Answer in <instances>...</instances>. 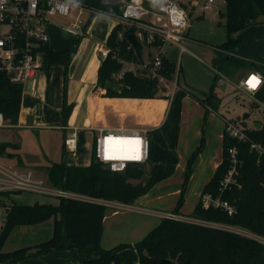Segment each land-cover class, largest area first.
<instances>
[{"label":"trees","instance_id":"obj_1","mask_svg":"<svg viewBox=\"0 0 264 264\" xmlns=\"http://www.w3.org/2000/svg\"><path fill=\"white\" fill-rule=\"evenodd\" d=\"M76 4L113 16H119L123 11L121 4L102 0H76ZM226 5V12L220 13V17L225 19L227 41L218 48L230 52L242 43L236 37L238 33L264 21V0H226ZM96 16L97 14L92 15L90 21ZM121 33H124L123 38ZM132 33H135L134 28L116 25L108 37L107 46L112 51H118L119 56L126 61L143 63V45L139 41L136 44L129 42L128 35ZM161 45L162 42L157 41L152 46L159 48ZM76 50L58 52L47 46L44 49L45 69L54 64L62 65L66 78ZM148 55L151 57L152 53ZM121 67L112 56L104 61L99 69L97 88L104 89L112 81V75ZM181 72L182 68L178 70L175 60L163 56L162 73L169 80L175 79L177 74L179 80ZM122 83L124 88L121 91L107 90L101 101L103 104H115L122 109L139 111L143 122L160 124L147 131V162L129 163L125 171L114 172L96 158L94 145L92 161L87 167L68 166L65 161L51 163L46 169L52 187L96 200L134 204L156 184L172 177L178 167V145L185 97L191 96L217 113L221 101L216 93L218 76L205 98L197 97L179 86L171 102L169 98L159 95L157 80L148 76L135 75L130 71ZM23 93V86L12 83L0 73V113L11 126L19 123ZM257 97L264 101V86ZM253 105L258 107L255 103ZM73 110L74 105L68 103L65 88L62 109L65 126H68ZM207 115L208 111L205 123ZM246 119L247 116L242 121L235 120V123L244 127ZM261 124L260 128L253 126L248 129L247 133L253 141L264 146V123ZM204 145L203 139L188 161L182 197L173 214L178 215L184 204V194L193 164L202 153ZM9 147L13 146L8 143L0 144L2 155L6 154ZM234 147L238 149L242 161L239 166L238 185L232 186L222 198L237 208V214L229 216L221 209L206 206L200 199L191 218L239 228L264 238V161L258 164L257 156L251 151L249 144L239 143L224 133L222 162L202 194H221V182L230 169L228 151ZM63 148L66 151L65 146ZM18 192L21 191H0V211H4L0 229V264H18L56 250H76L93 254V259L82 264H125L123 251L129 248L137 251L140 264H264V243L229 230L176 219H164L134 246L121 244L106 250L102 247V237L107 206L66 198H58L57 205H24L11 200V196ZM50 220H53V235L49 240L10 252L4 251L17 228L37 226Z\"/></svg>","mask_w":264,"mask_h":264},{"label":"built area","instance_id":"obj_2","mask_svg":"<svg viewBox=\"0 0 264 264\" xmlns=\"http://www.w3.org/2000/svg\"><path fill=\"white\" fill-rule=\"evenodd\" d=\"M106 3L121 4L122 14L116 16L118 24L126 28H134L136 40L150 47L161 41L163 47L165 44H172L180 47L181 43L186 40V32L189 25L188 7L194 8L199 5V0H102ZM215 4V0H204V9L209 10ZM106 14L107 12H97L90 8L68 0H0V73L4 74L15 84L24 87L25 83L35 79L39 73L45 69L44 49L50 47L49 26L52 24L51 18L75 16V22L69 27H63L70 33L86 39L88 29L91 25L92 15ZM83 16L87 19H83ZM131 35V34H129ZM121 38L124 33L120 34ZM131 48V47H129ZM154 48V47H153ZM157 48V47H155ZM102 63L112 56L113 60H118L122 65L121 69L112 75L113 83L124 88L123 80L128 72L135 75L148 76L157 80L159 95L172 101L176 91L179 89L178 74L173 80H169L163 73V55L157 50L151 55L150 60L143 63L129 62L121 58L118 51H112L106 43L99 44L98 47ZM180 67L178 66V70ZM219 76L222 77L221 73ZM256 77L259 84L252 88L248 81L251 77ZM223 78V77H222ZM224 84V79L219 80V85ZM264 86V76L261 73H250L239 85L238 89L246 93L253 103L262 111L264 115V101L260 100L257 95ZM105 94L106 89H101ZM224 133L239 143L250 145L251 151L257 156L258 164L264 161V146L253 141L247 133L251 129L235 121L223 118ZM255 126V125H254ZM262 126V124H261ZM13 127L0 113V129ZM65 132L64 146L66 151L73 156L77 153V130L69 126L62 127ZM99 134L95 137V155L103 164L107 165L114 172H123L129 163L144 164L148 160L149 140L145 129H100ZM125 136L137 138L138 146L142 158L140 161H128L116 159L107 156L106 140L111 137ZM0 149V158H2ZM230 169L221 182L220 195L214 196L210 193L201 195V201L208 207L221 209L229 216L237 214V208L230 202L224 200L222 195L230 190L232 186L238 185V176L240 175L239 166L242 161L239 157V151L236 147L228 151ZM0 191H21L31 192L42 195L54 196L57 198L75 199L87 202H100L98 200L77 195L56 189L41 179H35L31 172L4 166L0 164ZM103 202V201H102ZM102 202H100L102 204ZM104 203V202H103ZM3 216L0 214V219ZM165 219L183 220L176 214L169 213ZM203 225L214 226L217 228L229 230L240 235L256 239L255 235L233 227L216 225L203 222ZM201 224V223H200ZM233 228L235 231L230 230ZM257 237V236H255ZM259 241V240H258ZM261 242V241H260ZM263 243V242H262Z\"/></svg>","mask_w":264,"mask_h":264},{"label":"crops","instance_id":"obj_3","mask_svg":"<svg viewBox=\"0 0 264 264\" xmlns=\"http://www.w3.org/2000/svg\"><path fill=\"white\" fill-rule=\"evenodd\" d=\"M98 15L95 17L97 18ZM96 20V19H95ZM93 25V26H92ZM118 25L116 20V16L101 14V17L98 18L97 22H91V25L88 29V36L86 39H83L79 42V45L76 47V54L71 62V65L68 70L67 77L63 79L64 90H67V100L69 104L74 105V110L69 119L68 126L72 129L77 130V138L79 140H83L81 137V131H93L98 132L100 129H130L135 128L131 126V124H126L123 121H119L115 116L117 122L113 123L115 126H107L100 125L98 127H83L85 129H81L76 126V117L78 114H81L84 106L87 105L88 109L93 108V114L95 115V108H100L103 110L105 107H110L111 109H116L120 113L130 114L135 113V111L122 109L118 105L115 104H103L101 101V97L104 93L100 88H97L98 77H99V69L102 65V60L100 57V53L98 50L99 44L106 43L108 37L111 32ZM94 27V28H92ZM257 29V32L250 33V29ZM190 27L186 32V40L184 42H190ZM264 29V21L253 26L248 27L247 29L241 31L236 35L237 38L242 40V43L236 47L234 50L228 52L237 62L235 64L236 69L231 75L236 72H239L240 75L237 76L238 83L236 84V89H238L240 83L253 72L261 73L264 76V64L256 63V61L247 62H239L238 58H243L246 61H250L252 59L244 58V56L238 54L236 51H240L243 46L248 43V40L251 39V36L256 34V38L262 37L260 34V30ZM79 40V38H78ZM181 43L180 47L165 44L161 48H153V50L145 51L144 50V62L150 60L148 58V54L152 53L154 55L157 50H160L163 56H167L168 58L173 57L172 59L178 60V55L181 57V54L184 52L189 53V48L185 47ZM206 43V42H205ZM208 44V43H206ZM257 51L258 54H261L264 58V43L257 42ZM216 46L217 51H221L224 53L225 51L220 50ZM51 47V46H50ZM52 48V47H51ZM244 48V47H243ZM53 49V48H52ZM66 50H72L71 48L65 47ZM179 49V51H178ZM219 49V50H218ZM54 50V49H53ZM56 51V50H55ZM60 51V50H59ZM58 51V52H59ZM63 51V50H62ZM65 51V50H64ZM241 52L243 54H249L245 49ZM253 56V55H251ZM254 60V59H253ZM256 60V59H255ZM177 66L180 69H183V60ZM46 69L42 70L39 75L26 83L27 89H25L26 85H24V93H23V102L19 117L18 125L12 128L24 129L26 131L32 132L31 130H36L39 132H47L52 131L50 129L56 128L58 130H62L64 127L63 123V101H64V90H57L55 93L50 94L48 92V84L50 82L49 73L45 72ZM240 70V71H238ZM221 73V72H220ZM222 79L225 82H228L229 75L221 74ZM230 75V76H231ZM178 76V75H177ZM218 76V85L219 78H221L217 72L215 73V77ZM214 77V78H215ZM230 82V81H229ZM188 84V83H186ZM214 85V84H213ZM211 85L206 91L207 95L212 86ZM225 85V83L223 84ZM180 86V85H179ZM221 86V85H219ZM181 88L189 90L186 86H180ZM195 89V88H194ZM196 90V89H195ZM220 98V97H218ZM115 106V107H114ZM208 111L206 123L205 116ZM104 116L103 113H101ZM113 115V112H112ZM224 116L218 111H214L213 109L202 105L200 102L195 100L191 96L185 97L183 100V108H182V118H181V130L179 135V145H178V154L180 164L174 173V175L158 184H156L146 195L139 198L132 205H124L117 202H107L103 200H99L100 202H104L107 208L106 216L104 219V229H103V237H102V247L106 250L112 249L121 244H129L134 246L142 239H144L149 232L158 227L162 221L165 219L166 215L169 213H173L177 208L178 202L182 197L183 193V180L185 171V166L188 158L199 148L202 139L205 140V145L202 153L197 157L193 164L192 174L188 185L186 187V200L184 194V204L182 205L180 212L178 214L179 217L183 219H187V217H191L196 206L200 202L201 195L205 186L211 181L213 178L217 168L222 162L223 157V138H224V124L223 118ZM75 122V123H74ZM106 124V121H103ZM153 125L148 127L155 128L160 126V124L147 122ZM122 125V126H121ZM9 129V128H7ZM138 129V128H136ZM4 130V129H3ZM63 144L65 139V132L63 133ZM97 134V135H98ZM95 135V137L97 136ZM214 135L216 141V148H213L212 145V137ZM21 139L19 137H9L7 140H1L0 144H11L13 147H9L6 150V154L0 158V164L4 166H10L14 168H19L21 170L31 172L35 179H41L44 181H48L47 167L51 164L37 163L36 168L32 169L30 167H26L23 163L22 157L19 155L18 148L21 147V144L26 141L34 142L35 139L31 137H23ZM45 139V138H44ZM44 139H41L46 145L48 142ZM87 140V142H86ZM90 136H85V142L81 145L83 150H87V144L89 143ZM200 142V143H199ZM190 157V158H191ZM189 161V160H188ZM58 162V161H57ZM188 165V162H187ZM186 175V174H185ZM47 179H46V178ZM193 200V201H192ZM102 202V203H103ZM193 203V204H192ZM108 204V205H107ZM192 204L189 209V205ZM127 217H133L134 221H126ZM192 219V218H188ZM122 228H125L124 231H127V234L131 232H135L138 234L135 238L137 239H129L127 235L122 234ZM134 251V252H132ZM132 253L136 256H132ZM124 259L128 261H132L133 264L139 263V255L136 250L126 249L123 251ZM94 258V257H93ZM92 258V259H93ZM90 260V259H88ZM28 261V260H25ZM31 263L37 264V260H30ZM19 264H28V262L21 261ZM40 264H55L54 260H40Z\"/></svg>","mask_w":264,"mask_h":264},{"label":"rangeland","instance_id":"obj_4","mask_svg":"<svg viewBox=\"0 0 264 264\" xmlns=\"http://www.w3.org/2000/svg\"><path fill=\"white\" fill-rule=\"evenodd\" d=\"M203 4L204 0H199V5L197 7L194 8L193 6H191L187 8L189 13V25L191 28L190 42H184L183 45L189 48L190 52H183L181 54V57L178 55L177 61L176 59H174L177 65L181 63V60H183V69L179 77V85L186 86L189 91H191V93L195 94L197 97L205 98L207 96L205 92H208L209 87L215 82V73L217 74V72H221V74L223 73L225 75H229V78L227 79H229L230 82L224 81L225 85L221 86H219L218 83L216 84V93L221 99L218 111L224 116L223 118H227L231 121H242V119L247 116L245 124L249 128L254 126L256 123H264V115L262 111L258 107H255L253 105V101L248 95H246V93L239 89H236V84L234 83H238L237 76L240 75V73L236 72L233 75H231V73H233L236 69L235 64H237V62L235 60L237 59H234L231 55L228 54V52L221 53V51L216 50L217 45H222L224 42L227 41L225 19H222L220 17V13L226 12V0H215V4L209 10H205ZM100 17L101 15H98L97 18H94L92 20L94 25ZM83 19H87V17L83 16ZM51 20L52 24L49 26L50 46L56 51H64L66 50L65 47L75 49L79 45V37L73 33H70L68 30L62 28V26L69 27L70 24H73L75 22V16H71L69 18L53 17L51 18ZM249 32H257V29H254L253 27V29H250ZM260 34L262 36L260 38H256V34L251 36V39L248 40V43L243 46L244 48L242 47L241 49L242 51L245 49L246 51H248V53H251V55L253 56L249 54H243L241 50L236 51L238 54L247 55L244 56V58L247 57L252 60L246 61L243 58H238L239 62H247L250 63L251 66L253 65L251 61H256V63L264 64V58H262L263 56L261 54H258L257 51V42L259 41L264 43V29L260 30ZM88 36H90V34H88ZM205 42L208 44H206ZM142 45L143 49L146 52L153 50V47H150L146 44ZM170 58L172 59L173 57ZM45 72H48L50 75V82L48 84V92L50 94L55 93L57 90H64V66L54 64L51 67L47 68ZM220 79H222V77L219 78V80ZM25 87V89H27V85ZM88 108L87 105H85L82 113L77 115L76 123L74 122L76 126L80 127L81 129H85L86 127H98L100 125H112L116 127V125L113 124L114 122H117L116 118L119 121H123L126 124H131V126H134L138 129L149 130L150 127L148 126L153 125L147 122H143L141 118V113L136 110H132L135 111V113L124 114L122 112L120 113L116 109H111L110 107H105L103 110L98 107L95 108L94 115V107L92 108V110ZM101 113H103L104 116H102ZM104 120L106 121V124H104ZM50 130L52 131L39 132L36 130H31L32 132H29L24 129L10 127L9 129H0V139L7 140L9 137L11 138L13 136L24 139L23 137L25 136L27 138L29 137V139L31 140V137H33L35 139V145L34 142L26 141L21 144L20 148H18L19 155L22 157V160H24V165L32 169L36 168L37 163L43 162L51 164L57 161H65L68 166L76 167H87L91 164L93 147L96 140L95 135H97L98 132H94V130H82L81 137L83 140H79L78 137L77 153L76 156H73L67 151H64V148L62 146L64 132L56 128H52ZM86 135L90 136V140H88L89 143L86 147L87 150L84 151L81 145L85 142ZM211 137L213 148H216L217 144L214 135ZM41 139L46 140L48 144L46 145V143H44ZM190 157L188 158V160L190 159ZM187 162L185 166V171L187 167ZM185 174L186 172L184 173V178ZM46 182L50 184L49 181ZM11 200H13L15 203L24 205H34L36 203L57 205L59 203V199L57 197L31 192L14 193L11 196ZM95 203L101 204L100 202ZM105 204L102 203V205ZM192 204L189 205V209L191 208ZM108 209L110 208L108 207L107 210ZM0 214L3 216V218L0 219L1 229L4 220V211H0ZM188 218L191 217H187V219H183V221L203 224L202 221ZM126 221H134V218L127 217L125 219V222ZM229 229L235 231L233 228ZM124 230L125 228H122V234L127 235L130 240L137 239L135 237L138 234H135V232L127 234L128 230ZM52 235L53 220H50L44 224L37 226L20 227L13 232L4 248V251L10 252L18 248L33 246L35 244L42 243L49 240ZM254 238H258L259 241L264 243V238L258 236H254ZM129 249L135 250L133 248ZM132 256L136 258L133 253ZM93 257V254L83 253L76 250H56L48 254L26 259L28 261H23L28 262V264H34L31 263L30 260H37V264H40V260L49 259L54 260L55 264H82L86 260L92 259ZM125 264L133 263L131 260L128 261L126 259Z\"/></svg>","mask_w":264,"mask_h":264},{"label":"bare ground","instance_id":"obj_5","mask_svg":"<svg viewBox=\"0 0 264 264\" xmlns=\"http://www.w3.org/2000/svg\"><path fill=\"white\" fill-rule=\"evenodd\" d=\"M138 142L137 138L112 136L106 140L107 156L128 161H140L142 154L140 153Z\"/></svg>","mask_w":264,"mask_h":264},{"label":"water","instance_id":"obj_6","mask_svg":"<svg viewBox=\"0 0 264 264\" xmlns=\"http://www.w3.org/2000/svg\"><path fill=\"white\" fill-rule=\"evenodd\" d=\"M128 39H129V42L132 43V44H136L137 40H136V37L134 34H131V35H128ZM106 90H119L121 89V86L113 83V82H109L107 83L106 87H105ZM255 126L257 128H260L261 127V123H256ZM186 264H190V262H187Z\"/></svg>","mask_w":264,"mask_h":264},{"label":"snow or ice","instance_id":"obj_7","mask_svg":"<svg viewBox=\"0 0 264 264\" xmlns=\"http://www.w3.org/2000/svg\"><path fill=\"white\" fill-rule=\"evenodd\" d=\"M250 87L255 88L259 84V80L256 77H251L248 81Z\"/></svg>","mask_w":264,"mask_h":264},{"label":"clouds","instance_id":"obj_8","mask_svg":"<svg viewBox=\"0 0 264 264\" xmlns=\"http://www.w3.org/2000/svg\"><path fill=\"white\" fill-rule=\"evenodd\" d=\"M69 2H71V3H76V0H69Z\"/></svg>","mask_w":264,"mask_h":264}]
</instances>
